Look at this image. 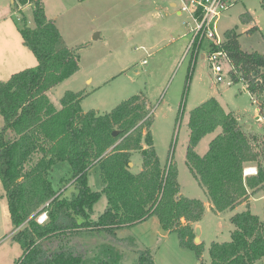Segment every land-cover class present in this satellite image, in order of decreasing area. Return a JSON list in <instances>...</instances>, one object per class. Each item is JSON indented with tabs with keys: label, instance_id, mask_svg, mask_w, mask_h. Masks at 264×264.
<instances>
[{
	"label": "trees",
	"instance_id": "1",
	"mask_svg": "<svg viewBox=\"0 0 264 264\" xmlns=\"http://www.w3.org/2000/svg\"><path fill=\"white\" fill-rule=\"evenodd\" d=\"M30 5L34 27L20 18L23 45L37 60L33 68L0 81V182L21 248L15 264H155L151 253L133 237H118L117 230L155 215L164 231L174 230L181 244L198 259L203 248L194 243L191 224L205 212L200 199L180 194L177 170L161 166L150 128L152 116L144 94L131 96L104 115L83 112V92L67 91L60 109L47 92L79 70V54L67 47L42 0H13L12 9ZM252 27L249 32L256 31ZM234 30L224 33L220 48L226 53L232 82L245 91L264 115V55L241 49ZM197 42L194 43L195 51ZM191 51V52H192ZM195 52H192V56ZM186 164L215 214L233 210L264 190V140L241 128L234 114L210 98L189 114ZM219 132L202 156L194 148L206 135ZM118 134L113 136V132ZM142 157L141 170L130 171L131 154ZM69 165L70 197L53 187L52 167ZM249 164L255 175H244ZM98 166L106 208L96 220L92 207L100 193L92 191L87 173ZM45 215L43 222L40 216ZM184 220L186 226H180ZM230 240L212 242L208 264H264V221L249 210L230 217ZM206 264V263H201Z\"/></svg>",
	"mask_w": 264,
	"mask_h": 264
},
{
	"label": "rangeland",
	"instance_id": "2",
	"mask_svg": "<svg viewBox=\"0 0 264 264\" xmlns=\"http://www.w3.org/2000/svg\"><path fill=\"white\" fill-rule=\"evenodd\" d=\"M228 1L229 7L216 23L219 39L223 40L227 30H234L239 35L242 50L264 55V0ZM11 3V0H0V81L37 64L34 55L23 45L18 31L22 17L30 28L34 27L32 8L26 5L18 13L12 9ZM42 3L47 18L54 21L65 45L76 49L79 54V70L46 93L53 106L61 108L60 99L67 91L83 92V112L104 115L131 96L144 94L151 110L150 132L161 166L170 162L176 167L182 196L205 203V212L197 222L198 226L191 224L200 232L199 241L195 243H201L203 248L200 259L181 244L176 231L168 230L162 234L155 215L117 230L118 237H133L140 247L151 253L155 264H208L210 244L230 240L234 229L231 216L249 210L264 221V190L233 210L215 214L209 209L208 200L187 167L189 114L204 101L215 98L225 111L235 115L242 129L263 140L264 115H259L242 82L231 81L228 61L221 60L223 82L215 81L210 62L201 57L207 53L206 41L192 56L194 51H189L188 46L193 25L185 13L176 16L170 4L164 7L159 4L158 11L143 16L148 5L156 6L154 0H42ZM177 3L179 8L178 0ZM252 27L257 30L249 32ZM94 35H98L96 40H93ZM228 82L231 83L229 86ZM218 132L204 136L194 151L204 155ZM130 160V171L139 173L141 155L132 152ZM262 165L264 168V156ZM249 166L253 164L245 168L247 176L251 172H247ZM69 171L68 163L58 162L52 167L50 176L53 187L60 188L65 197L74 192L70 183L60 185L62 179L69 178ZM87 182L92 191L100 193L92 207L91 218L96 220L107 204L98 166L88 171ZM186 224L183 219L180 221V226ZM13 235L0 182V264H15L21 256V248ZM135 258L134 253L129 255L126 264H131Z\"/></svg>",
	"mask_w": 264,
	"mask_h": 264
},
{
	"label": "built area",
	"instance_id": "3",
	"mask_svg": "<svg viewBox=\"0 0 264 264\" xmlns=\"http://www.w3.org/2000/svg\"><path fill=\"white\" fill-rule=\"evenodd\" d=\"M180 12L185 13L192 28V38L189 42L188 50H193L194 43L202 44L203 41L207 42L206 54L201 55L206 58L211 64L215 81L217 83L223 82V69L221 60L228 61L226 53L220 48L222 40L216 34V23L221 15L228 7V0H178ZM201 46V45H200ZM198 45L195 49V54L200 49ZM229 62V61H228ZM231 83L228 82L229 86ZM244 175H247L244 171ZM45 215L40 216L39 222H43Z\"/></svg>",
	"mask_w": 264,
	"mask_h": 264
},
{
	"label": "crops",
	"instance_id": "4",
	"mask_svg": "<svg viewBox=\"0 0 264 264\" xmlns=\"http://www.w3.org/2000/svg\"><path fill=\"white\" fill-rule=\"evenodd\" d=\"M139 2H144L145 0H138ZM12 2V0H11ZM154 2L156 3V6L150 4L148 5V7L146 8V12H143V16H148L150 13L154 12V11H158L157 6L160 4L162 7L166 6L167 4H170V7L172 10H174V14L176 16H182V12H180V9L178 8V3L177 0H154ZM158 3V4H157ZM186 15V14H185ZM188 18V17H187ZM189 19V18H188ZM187 24V23H186ZM23 43V42H22ZM202 57V56H201ZM203 58V57H202ZM143 63H145V60L143 61ZM37 65V64H36ZM35 65V66H36ZM22 71V70H21ZM19 72V71H18ZM17 73V72H16ZM14 74V73H13ZM6 81V80H5ZM86 82H90V79H86ZM259 117H257L258 119ZM131 165V163H130ZM247 171H251L249 175H253L256 173V169L254 166H249ZM248 175V174H247ZM264 201V199H263ZM205 206V203H204ZM209 209L211 210V205L210 203L208 204ZM195 225L198 226V223H195ZM195 229V228H194Z\"/></svg>",
	"mask_w": 264,
	"mask_h": 264
},
{
	"label": "water",
	"instance_id": "5",
	"mask_svg": "<svg viewBox=\"0 0 264 264\" xmlns=\"http://www.w3.org/2000/svg\"><path fill=\"white\" fill-rule=\"evenodd\" d=\"M12 2H13V0H12ZM98 38V35H94V37H93V40H96ZM113 136H116L117 134H118V132L117 131H114L113 133ZM264 213V212H263ZM199 229L198 228H195V238H194V243H196V242H198L199 241V238H198V236H199ZM162 234H165V232H164V230L162 229Z\"/></svg>",
	"mask_w": 264,
	"mask_h": 264
},
{
	"label": "bare ground",
	"instance_id": "6",
	"mask_svg": "<svg viewBox=\"0 0 264 264\" xmlns=\"http://www.w3.org/2000/svg\"><path fill=\"white\" fill-rule=\"evenodd\" d=\"M247 172H249V171H247Z\"/></svg>",
	"mask_w": 264,
	"mask_h": 264
}]
</instances>
